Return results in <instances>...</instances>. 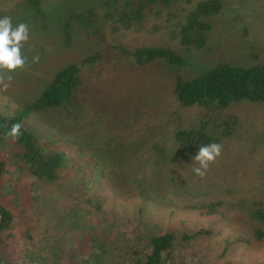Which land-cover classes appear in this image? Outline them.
<instances>
[{
	"label": "rangeland",
	"instance_id": "1",
	"mask_svg": "<svg viewBox=\"0 0 264 264\" xmlns=\"http://www.w3.org/2000/svg\"><path fill=\"white\" fill-rule=\"evenodd\" d=\"M37 1L35 16L26 0H0V18L29 25L25 56L29 61L40 56L39 63L11 73L9 88L0 90V113L11 115L34 101L57 70L97 51L89 38L103 35V59L74 92L72 113L45 109L23 124L47 154H66L68 179L88 173L92 159L99 170L104 166L112 192L85 180L55 193L34 190L31 178L17 175L7 145L0 151L6 163L0 199L15 224L5 256L22 264H125L153 234L204 228L212 236L180 245L172 264H264V239L257 241L247 222H259L264 231V221L253 219L264 212V102L243 100L211 112L182 106L173 93L177 76L189 80L221 63L264 65V0H218L220 10L207 18L210 29L201 48L182 45L179 31L205 0L154 7L128 28L106 0ZM81 14L85 26L76 19ZM140 47L172 49L185 65L136 66L124 51ZM230 116L234 130L223 137L216 123ZM201 128L222 145L203 177L193 172L198 149L185 152L176 138L180 131ZM88 199L95 201V211ZM209 208L212 215L204 212ZM87 219L90 230L82 227ZM96 236L102 243L92 250Z\"/></svg>",
	"mask_w": 264,
	"mask_h": 264
},
{
	"label": "trees",
	"instance_id": "2",
	"mask_svg": "<svg viewBox=\"0 0 264 264\" xmlns=\"http://www.w3.org/2000/svg\"><path fill=\"white\" fill-rule=\"evenodd\" d=\"M106 1L107 4L110 2L111 5L116 6L115 9L118 8L117 20L125 28H128L134 22H140L148 10L157 6L169 7L175 0ZM37 6V0H26L27 9L34 11L35 16L40 10ZM220 6L218 0H205L198 3L197 7L187 17L185 24L180 28L179 42L186 47L201 48L210 29L207 18L216 14L220 10ZM83 16L85 15H77L76 19L82 25H86L87 20H84ZM84 21L86 22L84 23ZM90 32L94 33L96 30ZM89 40L97 48L95 53L74 63L66 64L57 70L52 80L34 101L18 107L11 115L0 113V151L8 145L9 150L11 149L9 152L10 157L17 167V175L21 178H31L33 187L37 188L34 190H39V192H59L65 186L74 183L78 185L83 180L98 183L99 187L97 189H100V191L112 192V189L108 188L107 173L104 166L102 170H99L101 164L92 159H89L90 168L88 173H85L86 171L77 173L73 180L68 179L66 154L61 151H53L47 154L40 139L29 132L23 124L29 115L45 109L64 108L72 113L69 103L74 92L83 84L87 71L93 67L95 68L96 65L98 66L103 59V53L100 52L105 43L103 35H98L97 38L91 37ZM114 47L118 49L119 45ZM124 52L132 58L136 66H147L156 61H165L179 68L185 65L184 59L178 53L165 47H140L131 52ZM173 93L182 106H203L211 112L225 109L231 103L243 100L264 102V65L239 67L221 63L189 80L177 76ZM17 122L22 124V135L18 139L6 136V132L10 130L11 125ZM235 123V118L230 116V119L218 121L216 126L221 128L223 137H228L232 134ZM176 138L185 152H193L202 145L212 142L217 143L218 141V138L210 137L208 131H204L203 128L180 131L177 133ZM81 152L82 149L79 153L81 154ZM5 165V161L0 159V178L5 170ZM88 208L95 211V201L91 205L88 199ZM210 209L204 212L207 215H212ZM253 217V219L264 221V212L257 211L253 214ZM247 222L254 227V232L258 233L255 237L256 240H263L264 231H259L260 229L257 227L259 222L249 219ZM14 224L15 216L13 212L0 199V264H22L21 262L14 263L12 258L5 256ZM90 225L88 219L82 221V227L86 230H90L88 228ZM92 227L94 235L99 234L97 226L92 224ZM212 233L210 229L202 228L195 230L193 233L182 231L177 235L171 230L153 234L147 238L136 253L132 252L131 259L126 260L125 264H172L170 257L180 245L188 243L199 236L210 237ZM93 239L97 240L98 244L93 242L92 250L96 247L99 248L102 243V240L98 241L97 236Z\"/></svg>",
	"mask_w": 264,
	"mask_h": 264
},
{
	"label": "clouds",
	"instance_id": "3",
	"mask_svg": "<svg viewBox=\"0 0 264 264\" xmlns=\"http://www.w3.org/2000/svg\"><path fill=\"white\" fill-rule=\"evenodd\" d=\"M28 40L27 23H18L14 26L11 17L0 18V90L6 91L9 88L13 79L11 73L23 70L29 63H39V55L33 56L29 61L22 51ZM21 128L22 124L19 122L12 124L6 136L18 139L22 135ZM221 152L222 145L216 142L200 146L193 158L198 165L193 168L194 174L203 177Z\"/></svg>",
	"mask_w": 264,
	"mask_h": 264
}]
</instances>
